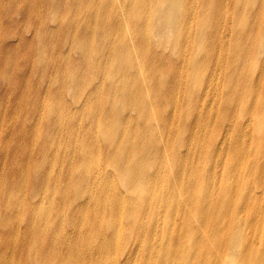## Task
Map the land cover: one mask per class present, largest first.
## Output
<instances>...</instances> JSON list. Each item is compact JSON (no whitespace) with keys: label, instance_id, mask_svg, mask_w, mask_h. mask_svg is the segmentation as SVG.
Instances as JSON below:
<instances>
[{"label":"bare ground","instance_id":"6f19581e","mask_svg":"<svg viewBox=\"0 0 264 264\" xmlns=\"http://www.w3.org/2000/svg\"><path fill=\"white\" fill-rule=\"evenodd\" d=\"M76 1L77 8L93 2ZM171 1L141 0V6L133 7L138 27H122L124 38L113 55L134 53L139 36L144 42L152 34L153 7ZM103 2L99 11L106 22L99 24L95 16L90 33L100 31L112 39V0ZM35 11L38 15L36 6ZM81 15L87 18V10ZM204 21L200 13L198 22ZM228 37L225 29L223 38ZM263 39L261 31L251 35L247 24L243 42L228 48L231 53L222 56L206 85L200 91L194 88L198 94L187 95L184 78L185 89L176 97L159 86L158 94L166 96L160 97L157 110L151 99L142 98L144 89L136 92L141 85L132 84L135 98L126 103L142 111V147H124L133 141L127 133L108 151L102 137L95 151L88 148L92 140H83L74 152L84 161L76 185L72 176L77 159L63 170L41 151L38 160L31 153L18 160L15 151L10 168L0 170V264H264V50L251 54L248 47L250 41L264 47ZM202 49L198 43L189 62L199 79L208 60L199 57ZM120 63L112 59L110 65L117 68ZM71 83L80 91L96 87L80 85L79 79ZM111 98L120 103L117 92ZM64 107L59 101L45 114V121L47 114L53 120L47 139L38 136L47 148L44 153L55 145L56 130L71 119H62ZM96 122L105 136L110 123L102 127ZM18 127L28 132L21 122ZM120 154L127 156L124 169ZM41 167L45 170L39 179ZM72 190L74 205L68 208Z\"/></svg>","mask_w":264,"mask_h":264},{"label":"rangeland","instance_id":"374dc122","mask_svg":"<svg viewBox=\"0 0 264 264\" xmlns=\"http://www.w3.org/2000/svg\"><path fill=\"white\" fill-rule=\"evenodd\" d=\"M140 1L112 0V39H109L100 31L90 33L95 16L99 24L106 22L101 19L102 11H99L103 0H93L86 8L84 5L77 8L76 0H39L38 5L30 0H0V148H6V151L0 150V170L10 168L15 151H18V160L28 158L30 153L33 160H38L41 151L44 157L49 156V163H54L56 169L68 170L74 166L71 160L77 159L72 184H78L76 178L83 171L84 161L78 159L74 152L79 151L83 140H92L94 144L88 148L95 151L97 139L102 137L103 146L108 151L109 145L119 143L127 133L133 141L128 140L124 147L129 150L142 147L140 142L144 134L140 131L145 126L142 111L126 103L128 99L135 98V93H131L132 84L141 85H136V92L144 89L146 95L142 98L151 99L157 110L161 96L171 94L176 97L185 89L182 78L189 83L187 95L193 97L198 94L194 88L199 86L200 91L206 85L208 78L217 72L222 56L231 53L228 48L233 49L243 42L247 24L251 35L261 31L264 37V20H261L263 0H172L163 8L159 6L156 10L153 7L156 13L150 23L152 34L144 42L139 36L134 53L113 55L115 45L124 38L121 36L122 27H138L132 12L133 7L141 6ZM145 1L149 4L153 0ZM69 2L71 5L67 7ZM86 10L87 18H84L81 13ZM200 13L205 16L204 25L198 22ZM225 29L230 33L227 39L223 38ZM194 42L203 45L199 57L208 56L200 79L196 78L195 70L189 68L197 45ZM248 47L251 54L264 50L254 41L248 42ZM112 59L121 62L117 68L110 65ZM72 79H79V84L89 85L88 88H98L94 87L93 92L77 90L71 83ZM159 86L164 87L166 95L158 94ZM115 92L120 103L111 98ZM59 101L65 105L62 119H71L67 120L64 128L56 130L55 145L44 153L47 148L38 142V136L41 134L43 139H47L53 117L47 114L45 121V114L58 106ZM141 104L147 105L148 101ZM96 118L102 127L106 122L110 123L105 136ZM109 119H115L121 126H113ZM3 121L6 123L4 127ZM19 122L24 124L27 133L18 127ZM151 133L148 128L147 137ZM146 144L148 146V142ZM121 154L119 165L124 169L127 156ZM102 166L109 167L104 161ZM44 170L45 167H41L37 173L39 179ZM74 194L72 190L68 208L74 205Z\"/></svg>","mask_w":264,"mask_h":264}]
</instances>
